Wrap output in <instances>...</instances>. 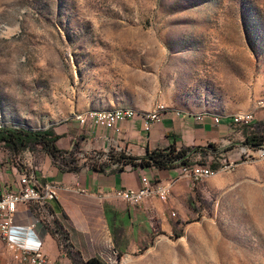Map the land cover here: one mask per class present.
I'll use <instances>...</instances> for the list:
<instances>
[{
	"label": "rangeland",
	"instance_id": "rangeland-1",
	"mask_svg": "<svg viewBox=\"0 0 264 264\" xmlns=\"http://www.w3.org/2000/svg\"><path fill=\"white\" fill-rule=\"evenodd\" d=\"M260 104L264 0H0V126L54 129L62 150L54 159L41 145L16 152L1 143L3 170L31 172L25 168L48 156L57 165L118 169L111 155L131 153L99 148L103 126L89 115L255 114L242 132L192 153L189 164L214 169L207 178L179 169L164 177L172 184L167 199L138 205L111 193L126 215L105 206L117 241L103 249L72 238L68 216L59 220L41 205L34 222L55 236L67 264L94 256L106 264H264V156L238 152L245 131L264 127ZM150 199L161 209L151 206L146 217Z\"/></svg>",
	"mask_w": 264,
	"mask_h": 264
},
{
	"label": "crops",
	"instance_id": "crops-1",
	"mask_svg": "<svg viewBox=\"0 0 264 264\" xmlns=\"http://www.w3.org/2000/svg\"><path fill=\"white\" fill-rule=\"evenodd\" d=\"M161 117L160 121L151 122L149 126L145 125L140 115L133 120L123 122L117 130L100 127L96 144L99 148L107 149L109 146H114L133 155L143 156L148 149L153 150L170 145L201 148L210 141H222L226 136L234 134L229 117H224L220 124L215 123L214 116H205L203 120H198L194 115L162 113ZM111 166L106 168L105 172L85 166L78 173L62 172L48 156L43 164H30V167L25 168V171L29 170L37 176L40 184H57L58 198L48 202L49 214L58 216L59 220L63 213L66 214L72 226V230L69 231L70 236L96 244L97 246L94 245L93 249L95 251L114 244L116 240L115 229H112L114 222L109 220L108 223L105 206L110 208L108 213L116 210L115 213L118 215L123 217L126 215L124 203L115 199L111 193V195H102V192L124 187H138L141 185L142 176L152 180H164L165 176H171L179 170V168L160 169L152 166L129 167L130 165L119 170ZM23 171L13 164L11 170H3L0 166V193L14 188ZM144 206L146 211L143 209L142 213H145L146 217L151 206L161 209V204L154 199L146 200ZM39 210L43 211L45 208L37 203L19 205L13 232L30 244L41 242L44 252L55 264H58L56 262L67 264V257L60 250L55 236L41 222H34ZM129 215L131 217V212ZM127 223L128 220L125 219L124 225L126 226ZM61 224L67 228L65 224ZM135 228L134 226V230ZM108 233H112L113 237H110ZM14 263L12 252L0 237V264Z\"/></svg>",
	"mask_w": 264,
	"mask_h": 264
},
{
	"label": "built area",
	"instance_id": "built-area-1",
	"mask_svg": "<svg viewBox=\"0 0 264 264\" xmlns=\"http://www.w3.org/2000/svg\"><path fill=\"white\" fill-rule=\"evenodd\" d=\"M264 108V104H260ZM143 113L145 125L161 120V110ZM139 114L126 113L115 116H91L89 118L95 125H101L107 129H119L121 123L137 117ZM82 122L84 116H80ZM203 120L204 118H199ZM255 120L253 111L245 112L235 119H230L233 131L242 132L244 127L250 126ZM223 120L215 118V123L220 124ZM240 159L257 158L264 154V142L259 146H252L242 141L238 148ZM228 166V165H224ZM182 172L190 173L195 180L208 177V173L214 169L203 163H191L179 167ZM171 182L169 180H151L142 176L141 185L138 187H124L102 192V195L115 194L130 205L141 204L145 199L158 197L167 199L171 194ZM58 186L54 183L40 184L37 176L32 172L21 174L18 184L11 189L0 193V237L13 254L14 264H54L42 248V243L30 244L19 238L14 232L15 218L19 205L37 203L45 205L58 198Z\"/></svg>",
	"mask_w": 264,
	"mask_h": 264
},
{
	"label": "trees",
	"instance_id": "trees-1",
	"mask_svg": "<svg viewBox=\"0 0 264 264\" xmlns=\"http://www.w3.org/2000/svg\"><path fill=\"white\" fill-rule=\"evenodd\" d=\"M245 143L252 146H259L264 142V127L257 130L245 131ZM60 136L55 133L54 129L45 130H30L23 127H6L0 126V144H4L6 147L18 152L28 149L35 145H41L43 149L49 152L55 159L57 153L61 152L59 147ZM213 145V143H212ZM214 146V145H213ZM201 149L206 151L205 148L195 146H182L170 145L164 148H157L147 151L143 156H136L132 154H126L125 152L119 153V155L112 154V163H119V170L124 169L125 166L131 165L133 167H147L152 166L160 169H173L182 165H187L191 161L192 153H195ZM70 162L66 161L68 165ZM57 165V164H56ZM62 172H80L83 168L81 164H75L72 166H66L63 164L57 165ZM100 172H105L104 164H97L95 162L91 166ZM113 229V223H112ZM84 264H106L101 258L94 256L88 258Z\"/></svg>",
	"mask_w": 264,
	"mask_h": 264
},
{
	"label": "bare ground",
	"instance_id": "bare-ground-1",
	"mask_svg": "<svg viewBox=\"0 0 264 264\" xmlns=\"http://www.w3.org/2000/svg\"><path fill=\"white\" fill-rule=\"evenodd\" d=\"M114 113V112H113ZM113 113H108V114H100L101 116H115V115H119V114H126V113H131L130 111H124V112H118V113H115V114H113ZM261 156H264V154L263 155H260V156H258V157H261ZM257 157V158H258ZM249 159H256V158H249ZM245 160H248V159H245ZM231 165V164H230ZM225 167H229V165L228 166H225ZM214 170H212V171H210V172H213ZM204 179V178H203ZM200 180H202V179H200Z\"/></svg>",
	"mask_w": 264,
	"mask_h": 264
}]
</instances>
